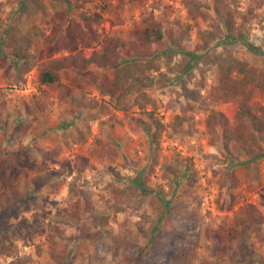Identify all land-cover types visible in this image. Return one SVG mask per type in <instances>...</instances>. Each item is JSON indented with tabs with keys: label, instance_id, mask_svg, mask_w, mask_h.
<instances>
[{
	"label": "rangeland",
	"instance_id": "1",
	"mask_svg": "<svg viewBox=\"0 0 264 264\" xmlns=\"http://www.w3.org/2000/svg\"><path fill=\"white\" fill-rule=\"evenodd\" d=\"M218 1L247 45L225 42L214 0H0V194L36 187L0 221L19 264H264V129L257 135L245 118L255 143L245 138L252 153L241 151L231 138L238 103L214 89L218 59L264 74V0ZM150 21L163 37L138 60L155 68L137 74L126 66ZM73 24L96 40L70 50ZM7 25L32 42L26 72L4 52ZM105 38L122 42L116 67L63 69L55 85L38 83L48 60L88 58ZM29 71L31 92H21ZM135 76L147 87L135 91ZM248 106L260 116L264 94L253 89ZM209 110L227 120L226 147L220 130L214 139L206 130ZM153 118L157 143L142 127Z\"/></svg>",
	"mask_w": 264,
	"mask_h": 264
},
{
	"label": "trees",
	"instance_id": "2",
	"mask_svg": "<svg viewBox=\"0 0 264 264\" xmlns=\"http://www.w3.org/2000/svg\"><path fill=\"white\" fill-rule=\"evenodd\" d=\"M214 13L222 19V25L225 29V42L235 43L241 42L247 45L240 32H235L233 26V19L230 12L224 8L218 0H214ZM73 27L67 26L65 28V38L70 42L71 49L80 44L82 47H87L92 41L96 40L97 36L95 31L85 24V27L80 24H73ZM5 42L3 45L4 52L9 56L15 64L21 66V71L26 72L29 69V55L28 50L32 46V42L29 37L25 34L20 33L16 26L7 25L4 30ZM56 31L53 30L51 33L52 38L55 37ZM162 31L160 25L155 21H150L136 36L134 53L135 60L131 61L126 70L133 68L134 72L140 74L143 69H154L155 66L152 63L148 65L139 63V59L142 56L143 50H147L152 44H159L162 40ZM122 42L115 38H105L100 52L91 54L88 58H84L78 54L64 57L50 59L48 62L39 68L37 73L38 83L43 86L55 85L59 80V71L68 68H77L78 70H85L89 65H93L97 68L105 67H116L117 66V47L121 45ZM139 47V48H138ZM187 55L194 57L192 53H187ZM216 65V85L214 89L217 92V98L221 102L236 101L238 103L236 111V127L231 132V138L234 141L239 142L240 150L248 151L250 148L246 147L245 138H248L250 142L255 143L254 133L248 129V124L245 118H250L251 126L255 130L257 135H260L264 129V109L260 108V116H254L251 113L248 102L251 98V93L253 89H258L264 94V74L256 75L253 70L247 66L246 63L237 61L231 57L226 59H218L215 61ZM186 68L191 67V63L186 64ZM236 73L238 77H233L232 75ZM150 80H148V84ZM132 86L135 91L139 90L141 86L147 87L142 80L135 76L132 82ZM186 91V98L194 104H203L202 98L198 93L192 92L191 90ZM140 97H144L143 93H140ZM150 119L152 116H149ZM177 118V117H176ZM178 119V118H177ZM142 127L145 132L150 135L152 142L157 143V136L161 132L162 125L153 118L152 126L149 123H142ZM205 127L212 139L218 138L220 130L221 137L223 139V146L226 147L227 140L230 139V132L227 128V120L222 113L214 110H209L206 119ZM154 130L152 131V129ZM241 142V144H240ZM249 153H252L250 150ZM256 154L252 155L255 158ZM36 184H43L46 180H41L39 177L34 176L32 178ZM137 185L141 190H143L142 184ZM36 191V187L33 188L28 193H20L17 191H9L0 194V221L7 218L10 214V207L16 204L25 203L27 200L32 199L33 192ZM158 199L159 196L156 195ZM161 200V199H160ZM165 203V202H164ZM166 205V203H165ZM91 220L93 223H101L100 218L91 215ZM7 230L6 227L0 225V256L15 258L10 260L8 264H19L16 258V250L12 243L3 241L5 236L4 232ZM99 233L95 232L92 234H87L85 237L87 239H94L98 237Z\"/></svg>",
	"mask_w": 264,
	"mask_h": 264
},
{
	"label": "built area",
	"instance_id": "3",
	"mask_svg": "<svg viewBox=\"0 0 264 264\" xmlns=\"http://www.w3.org/2000/svg\"><path fill=\"white\" fill-rule=\"evenodd\" d=\"M31 72H27L25 74V83L22 85L20 91L21 92H31L30 90V80H31Z\"/></svg>",
	"mask_w": 264,
	"mask_h": 264
}]
</instances>
